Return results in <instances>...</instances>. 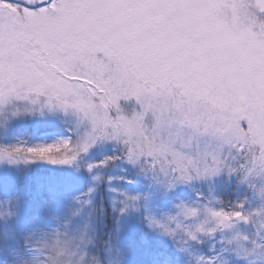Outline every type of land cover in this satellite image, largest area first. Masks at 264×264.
<instances>
[{
  "label": "snow or ice",
  "instance_id": "snow-or-ice-1",
  "mask_svg": "<svg viewBox=\"0 0 264 264\" xmlns=\"http://www.w3.org/2000/svg\"><path fill=\"white\" fill-rule=\"evenodd\" d=\"M0 264H264V0H0Z\"/></svg>",
  "mask_w": 264,
  "mask_h": 264
}]
</instances>
